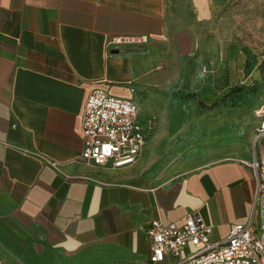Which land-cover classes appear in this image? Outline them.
Instances as JSON below:
<instances>
[{
    "label": "crops",
    "instance_id": "1",
    "mask_svg": "<svg viewBox=\"0 0 264 264\" xmlns=\"http://www.w3.org/2000/svg\"><path fill=\"white\" fill-rule=\"evenodd\" d=\"M213 1L0 0V264H143L155 221L198 215L212 241L246 222L256 181L244 163L264 154L256 130L181 159L168 146L173 100L193 98L168 69L205 51L199 26ZM141 35L142 46H107ZM220 51L215 40L213 66ZM97 89L156 119L134 165L82 160L83 108Z\"/></svg>",
    "mask_w": 264,
    "mask_h": 264
},
{
    "label": "rangeland",
    "instance_id": "2",
    "mask_svg": "<svg viewBox=\"0 0 264 264\" xmlns=\"http://www.w3.org/2000/svg\"><path fill=\"white\" fill-rule=\"evenodd\" d=\"M213 2V14L199 26L198 47L205 51H185L182 59L168 69L180 76L173 86L178 95L193 93L192 99L175 98L172 104L177 113L170 119L177 128L168 133V146L179 159L229 144L234 138L243 139L245 128L254 135L256 112L264 105V0ZM215 40H220L221 57L213 66L210 48ZM215 69L221 79L219 86L210 82L217 74ZM195 76H201L207 84L202 88L192 84ZM214 124L221 126L212 127Z\"/></svg>",
    "mask_w": 264,
    "mask_h": 264
},
{
    "label": "built area",
    "instance_id": "3",
    "mask_svg": "<svg viewBox=\"0 0 264 264\" xmlns=\"http://www.w3.org/2000/svg\"><path fill=\"white\" fill-rule=\"evenodd\" d=\"M146 36H114L107 46H142ZM256 140L264 141V105L256 112ZM156 119H141L129 99L103 90L87 97L82 117V160L115 170L134 165ZM255 176L253 209L245 223L232 225L222 241L210 239V228L190 214L180 225L155 221L147 231L150 253L144 264H264V154L244 163ZM127 264V263H117Z\"/></svg>",
    "mask_w": 264,
    "mask_h": 264
}]
</instances>
